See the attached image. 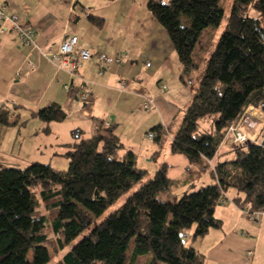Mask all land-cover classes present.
Listing matches in <instances>:
<instances>
[{"label":"trees","instance_id":"trees-1","mask_svg":"<svg viewBox=\"0 0 264 264\" xmlns=\"http://www.w3.org/2000/svg\"><path fill=\"white\" fill-rule=\"evenodd\" d=\"M243 5L260 16L247 15L240 9ZM147 7L169 35L181 79L188 84L186 77L200 67L196 49L202 33L218 27L225 15L221 0H148ZM88 17L99 27L105 23L103 17ZM248 105L264 113V0H234L226 28L173 135L172 153L199 165L194 178L210 172L215 182L178 197L180 183L169 177L164 163L117 211L98 221L147 170L138 166L137 154L112 127L100 122L91 137L76 130L78 141L66 154L67 169L41 162L0 169V264L50 262L46 217L38 212L41 202L54 211L51 228L61 250L87 231L64 254L62 264H134L141 256L150 257L148 264H202L205 256L193 243L222 227L215 209L229 189L238 192L229 199L243 210L264 211V147L247 142L229 149L231 157L214 167L208 162ZM32 115L46 123L67 119L59 103ZM12 117L0 109L1 124L10 126L20 118ZM207 117L214 118L213 129L202 130L201 120ZM150 133L157 143L168 137L162 124ZM161 193L167 198L161 199Z\"/></svg>","mask_w":264,"mask_h":264},{"label":"crops","instance_id":"crops-1","mask_svg":"<svg viewBox=\"0 0 264 264\" xmlns=\"http://www.w3.org/2000/svg\"><path fill=\"white\" fill-rule=\"evenodd\" d=\"M2 1L8 5V11L28 15L30 23L38 30L37 41L45 51L58 50L66 35L75 34L79 37L81 48L112 56L128 55L124 57L123 63L104 67L102 74H99L94 58L92 61L85 62L78 69L76 76H71L67 71L47 60L40 51L31 50L22 45L16 34L7 32L1 35L0 109L8 110L13 117L16 115L21 117L17 110H28L33 117L32 114L39 109L59 103L67 114L65 121L50 122L47 127L49 133H54L55 138L53 147H56V151L50 159L53 167L63 169L55 165V160L63 159L64 166L69 164L66 154L71 149L70 146L78 141L74 135L76 130H80L83 137H91L96 132L99 122H102L104 126L105 122L110 121L114 132L126 148L132 149L137 154V164L139 163L138 157L144 150L145 156L149 158L147 162L155 163L152 170L156 172L162 164H168L169 177L178 181L180 186L191 184L203 175L210 174V172H205L194 178L198 176L196 170L199 165L191 163L185 155L174 154L171 151L173 135L180 126L181 118L193 98L194 83L190 81L188 84L183 83L179 59L176 62L177 59L173 58L175 49L164 27L148 10V0H103L110 1L106 4L112 3L113 5L110 14L114 19V31L109 33L107 38L101 36V31L107 22L102 27L94 26L90 22L91 26L86 27L85 30L83 27H77L78 25H71L73 16L76 15L74 12L76 4L79 1L73 3L75 8L72 11V7L68 9L63 6L58 11L48 9L44 14L32 9L26 2L16 4L13 0ZM91 4H94V1ZM78 7L80 14L105 16L104 19L108 20L109 15L106 13L103 15L93 7H87L80 2ZM62 12L64 15H61ZM29 62L34 64L33 69L29 67ZM147 63L151 65L147 66ZM123 81L126 82L125 88L121 87ZM164 83L167 84V88L169 83L175 86V96L178 95L179 100L183 98L182 107L177 97L163 94L168 90L162 88ZM66 84L71 85L69 91L65 89ZM85 84L92 89V94L86 101L81 98ZM187 86H190L191 90ZM148 96L155 100L156 105L150 108L152 112L143 111L141 108ZM10 102L15 106L14 112L10 109ZM180 113L182 115L179 119ZM78 118H85L91 122L90 135L80 125H77L81 120ZM122 118H130L131 121L133 118H144L145 120L149 118L153 122L151 124H154L152 127L162 124L164 130H168L167 150L164 149L166 138L161 143H150L144 148H138L135 136L123 133V130L118 131ZM68 123L71 126L68 129L72 137L69 141L65 139L68 136L66 127L63 126ZM174 125L176 131L171 133ZM64 132L66 136H62ZM227 151L228 146L221 144L216 156L208 160L211 167H214L219 160L231 157ZM168 153L183 156L187 160L168 156ZM161 155H165L163 161L159 160ZM216 157L220 158L215 162ZM173 159L180 163L178 177L171 175L175 167L171 161ZM138 166L141 167L139 164ZM230 190L227 191L229 198L233 199L238 196L235 189H232L233 195H229ZM215 215L222 220V227L211 229L204 237L193 243L195 249L200 253L202 251L201 254L205 256L202 264L257 263L260 258L259 242L254 239H256L255 234L264 229V211L246 213L239 205L230 201L219 203L216 206ZM240 229L248 230V235H241ZM249 250L254 251L253 257H248ZM260 260L264 261L261 258Z\"/></svg>","mask_w":264,"mask_h":264},{"label":"rangeland","instance_id":"rangeland-1","mask_svg":"<svg viewBox=\"0 0 264 264\" xmlns=\"http://www.w3.org/2000/svg\"><path fill=\"white\" fill-rule=\"evenodd\" d=\"M76 1H79L80 3L86 5L87 7L88 6L93 7L94 10L96 9L102 14L106 13L107 15H109L107 18L108 20L105 19V22H107V24L101 31L102 37L107 38V35L111 33L112 31H114V19L113 17L111 18V14H110L112 12L113 5L112 3L106 4V2H110V1H103V0H74V1L72 0H13V3L21 4L23 2H26L28 5L32 7V9L38 11L41 14H44L48 9L50 11L51 10L58 11L60 7H63V6H66L68 9L69 7H72L71 8V11H72L73 8H75L73 7V3ZM93 1H94V4H91ZM163 1L168 2V0H163ZM79 2H77L76 4V11H74L76 15L73 16L71 25L72 26L78 25L77 27H83V29L85 30L86 27L91 26L90 25L91 21L89 17L86 15V13L84 14L79 13L80 12L79 7H78ZM221 3L225 11L223 20L218 27L208 28L202 33L199 39L198 45H197V49H196V60L199 61L200 67L198 70L191 72V74L186 77L188 81L194 83L193 85L194 88L198 87L200 77L204 69L207 66L210 55L212 51L214 50L219 38L221 37L222 33L224 32L226 28L234 0H221ZM240 9L241 11L247 13V15L251 17L260 16V13L250 5H243L240 7ZM61 15H64V12H62ZM77 15H80V17H77ZM102 17L105 18V16H102ZM94 26H97V25L94 24ZM99 29H102V28H99ZM173 58L174 60L177 59L176 62H178L179 58H178L176 51L174 53ZM187 88L191 90L190 86L189 87L187 86ZM165 90H167V92H164L163 94L177 97L178 101L180 102V106L182 107L183 98H180L179 100L178 95L175 96L176 94L175 86L169 83L168 88H166ZM9 106L12 112H14L15 106L13 105L12 102L9 103ZM141 108L143 111L147 110V112H152L151 109L150 110L145 109L144 106H142ZM17 111H18L17 113H19L21 117L18 118L16 124L7 126V125L0 123V169L1 168L24 169L27 166H29L32 162L50 163L51 161L50 159L54 156L56 147H53L55 143L54 133L52 134V133L47 132V129H48L47 127L49 123L43 122L39 118H33L31 116V113L28 110H17ZM181 115L182 114L180 113L178 118L179 117L181 118ZM183 117L181 118V120L183 119ZM15 119H16L15 117H12L11 121H14ZM78 119H81V120L79 124L77 125H80L86 131V133H89L91 131L90 129L91 122L85 118H78ZM122 119H123L122 122H119L121 124L119 126L118 131L123 130V133H126V134L130 133L131 135L135 136L138 148H144L150 143L158 144L154 139L149 138L148 133L150 132L151 127L154 125V124H151L153 122H151L149 118H147V120H145L144 118H133V121H131L130 118H122ZM139 119H141V121ZM213 121H214V118L212 117H207V118L202 119L200 123V129L202 130H209L211 128L213 129ZM63 126L66 127V131H67L66 133L68 136V138H65V139L69 141L70 139H72V137H70L71 133L69 134V129L71 126L69 125V123ZM245 129L250 134L251 137H254L256 135V132H253L248 128H245ZM175 131H176V126L174 125V127H172L171 133H174ZM88 135H90V133ZM62 136H66L65 132L62 133ZM168 145H169V140L168 138H166L164 140V149L167 150ZM224 145L228 146V150L232 149L230 143L228 144L225 143ZM168 154H169L168 156H175L174 158H181V160H187L183 156H180V155H171L170 153ZM164 157L165 155H161L159 160L163 161ZM219 158L220 157H216L215 162L218 161ZM148 160L149 158L145 156V152L143 150L140 156L138 157V162H139L138 164L141 167L148 169L147 175L143 178L141 182L135 183L113 205H111L107 210H105V212L100 216V219L98 221L112 214L113 212L117 211L124 204L126 198L129 195H131L134 191H136L144 181H146L149 177H152L154 175L155 172L152 170V168H153V164L155 163L151 164L150 162H147ZM171 161H173L175 165L173 171L171 172V175L178 177L179 171H180V167H179L180 163L179 161H176L174 159ZM55 163L57 167H60L63 169H67L69 166V164H66L64 166L63 159L59 161L55 160ZM213 181H214V178H212L211 175L207 173L203 175L200 179L194 181L191 184L181 185L176 191V195L178 197H181L183 194L187 192L196 191L200 187L204 185H208L212 183ZM233 192L234 191H232L231 189L229 191V195L232 196ZM159 197L164 200L167 198V193H161ZM38 212H39V215H44L46 217L47 227L45 231L49 238L48 248H49L50 255H51V260L48 264H62V258L64 254L68 250H70L72 245H74L80 239H82L84 235H86L87 231L80 234L75 240H73L71 244L66 245L65 248L61 250L58 245V236L52 232V228H51V224L54 219V211H52L51 209H48L45 206V204L41 202L38 208ZM192 231L193 230H191L190 233H192ZM247 231L248 230L240 229L239 233L241 235L243 234V236H247L248 234H244V233H247ZM255 235H256L255 237L256 239L254 240L255 241L258 240L259 242L258 253L260 255V258L264 259V229ZM255 254H256V251H255ZM260 258L258 259L257 263H254V264H264V261L261 262ZM149 259H150L149 256H141L135 261L134 264H148Z\"/></svg>","mask_w":264,"mask_h":264},{"label":"built area","instance_id":"built-area-1","mask_svg":"<svg viewBox=\"0 0 264 264\" xmlns=\"http://www.w3.org/2000/svg\"><path fill=\"white\" fill-rule=\"evenodd\" d=\"M12 32L16 34L19 42L29 47L31 50H38L50 62L56 64L58 68L67 71L71 76H76L77 71L85 62L92 61L95 58L96 64L99 69V74H102L104 67L114 64H121L127 54L112 56L105 53L93 52L87 48L79 47V37L75 34H68L64 37L56 51H45L41 48L37 41L38 30L30 23L27 14L20 15L15 12L8 11V5L0 0V37L3 33ZM29 67L34 68V64L29 62ZM147 63V66H150ZM122 88L126 87V82H122ZM71 88L70 84L65 85L66 91ZM162 88L166 89L167 84H162ZM81 93V98L86 101L92 94V89L85 84ZM146 109L152 108L155 100L152 97H146L144 101ZM105 127H112L110 121L105 122ZM245 128L256 132L254 137L246 131ZM168 131V130H166ZM149 137L153 138L155 135L149 133ZM247 142H254L264 147V113L255 105H248L240 119L232 126L229 127L223 142L221 144L230 143L232 148L238 147ZM230 201L227 194H224L220 200V204ZM249 213L248 210H244ZM247 234V233H244ZM254 251L249 250L248 257H253Z\"/></svg>","mask_w":264,"mask_h":264}]
</instances>
